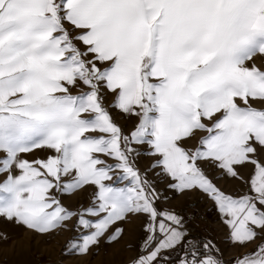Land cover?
Instances as JSON below:
<instances>
[{
    "label": "snow or ice",
    "instance_id": "snow-or-ice-1",
    "mask_svg": "<svg viewBox=\"0 0 264 264\" xmlns=\"http://www.w3.org/2000/svg\"><path fill=\"white\" fill-rule=\"evenodd\" d=\"M257 58L264 0H0V223L40 235L71 226L65 254L84 257L143 217L130 264H168L178 250L179 264H225L210 240L189 238L183 216L159 207L167 191L199 192L247 249L234 264H264ZM110 109L134 117L133 129ZM37 149L53 155L24 158ZM142 156L151 158L144 169ZM225 179L248 191L226 193ZM88 189L87 206L61 201Z\"/></svg>",
    "mask_w": 264,
    "mask_h": 264
},
{
    "label": "rangeland",
    "instance_id": "rangeland-1",
    "mask_svg": "<svg viewBox=\"0 0 264 264\" xmlns=\"http://www.w3.org/2000/svg\"><path fill=\"white\" fill-rule=\"evenodd\" d=\"M257 64L264 66V60L257 58ZM86 91L88 89L82 86L80 89H74L73 94L78 95ZM110 100L111 97L109 96L106 99V104ZM110 111L125 133L133 129L136 124L135 119L128 118L125 114L114 109H110ZM50 155H53L51 151L37 149L31 154H26L24 158L29 160L44 159ZM150 163L151 158L148 156H142L138 161L141 169L148 167ZM163 185L165 184L158 182L160 191ZM60 198L67 208L76 210L88 205L92 199V190L88 189L72 197L64 196ZM143 226V217L133 218L131 223L123 225L126 232L122 240L112 245L106 242L102 243L99 249L93 250L94 253L98 254L81 257L65 254V244L74 235L71 226L54 234L40 235L25 227L4 222L0 223V231L6 233L10 239L0 240V259L6 258L8 264H36L35 254L43 253L45 257L52 258L53 264H124L137 255L140 243L145 236Z\"/></svg>",
    "mask_w": 264,
    "mask_h": 264
},
{
    "label": "crops",
    "instance_id": "crops-1",
    "mask_svg": "<svg viewBox=\"0 0 264 264\" xmlns=\"http://www.w3.org/2000/svg\"><path fill=\"white\" fill-rule=\"evenodd\" d=\"M253 107L260 109L264 108V105L254 103ZM132 119L135 118L133 117ZM242 174L247 179L252 174L251 166L243 169ZM217 183L228 194L242 195L248 191V185L239 181L225 179L219 180ZM165 190L166 184L161 187V192H165ZM166 194L169 199L162 200L160 208L167 211H175L183 216L189 236L198 235L203 237L205 241L210 240L219 249V254H222L225 264H228V262L234 264L233 260L241 253L247 251V249L234 246L230 241L229 228L223 223L214 202L208 196L199 192L186 196H173L171 191H167ZM202 212L206 213L208 222H203L200 219ZM130 261L124 264H130ZM168 264H179V260L174 262L168 261Z\"/></svg>",
    "mask_w": 264,
    "mask_h": 264
},
{
    "label": "built area",
    "instance_id": "built-area-1",
    "mask_svg": "<svg viewBox=\"0 0 264 264\" xmlns=\"http://www.w3.org/2000/svg\"><path fill=\"white\" fill-rule=\"evenodd\" d=\"M194 207V206H192ZM200 219L203 222H208V218L205 212H202L200 214ZM35 261L36 264H53L54 261H52L51 257H45V255L43 253H36L35 254ZM0 264H8V260L5 259H0Z\"/></svg>",
    "mask_w": 264,
    "mask_h": 264
},
{
    "label": "trees",
    "instance_id": "trees-1",
    "mask_svg": "<svg viewBox=\"0 0 264 264\" xmlns=\"http://www.w3.org/2000/svg\"><path fill=\"white\" fill-rule=\"evenodd\" d=\"M189 238L197 245H200L205 241L203 237L198 236V235H192V236H189ZM183 256H184V252L178 250V251L173 252L170 256H168L167 260L174 262V261L179 260V258H182Z\"/></svg>",
    "mask_w": 264,
    "mask_h": 264
}]
</instances>
